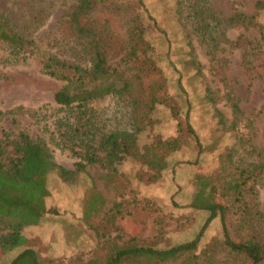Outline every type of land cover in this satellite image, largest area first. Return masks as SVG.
Here are the masks:
<instances>
[{
	"label": "rangeland",
	"instance_id": "rangeland-1",
	"mask_svg": "<svg viewBox=\"0 0 264 264\" xmlns=\"http://www.w3.org/2000/svg\"><path fill=\"white\" fill-rule=\"evenodd\" d=\"M254 1L99 0L85 21L102 34L107 65L131 86L78 110L75 104L54 103L53 94L65 82L41 73L37 53L10 57L0 43V112H8L0 118V138L2 132L9 140L24 133L69 171L79 161L70 135L77 127L96 144L116 131L132 133L140 149L112 166L102 163L98 151L97 162L84 163L69 180L56 173L47 177V213L21 231L40 264L103 263L116 237L137 236L154 249L192 240L208 214L189 208L196 174L213 178L228 237L264 242V176L247 182L238 199L221 193L224 182L255 160L252 147L264 151V11L255 16V25L228 21L235 13L253 15ZM77 2L0 0V12L29 34L36 52L88 67L89 45L67 24ZM193 10H201L208 24L202 35L195 30ZM238 38L245 50L235 44ZM245 53L250 71L243 66ZM227 95L239 114H232ZM153 98L161 102L152 104ZM172 138L178 149L166 155L165 169L157 174L145 162L161 156L159 142ZM212 239L223 240L218 218L203 232L197 251ZM23 249L5 252L0 264ZM202 261L247 264L221 244Z\"/></svg>",
	"mask_w": 264,
	"mask_h": 264
},
{
	"label": "trees",
	"instance_id": "trees-1",
	"mask_svg": "<svg viewBox=\"0 0 264 264\" xmlns=\"http://www.w3.org/2000/svg\"><path fill=\"white\" fill-rule=\"evenodd\" d=\"M98 1L78 0L67 14L70 30L86 40L89 45L91 58L88 67H80L60 60L54 55L36 52L38 49L33 40L28 38L29 34L17 29L9 15L0 12V43L8 49L10 57L37 53V63L41 73L65 82L53 94L54 103L60 107L68 108L75 104L78 110L90 101L126 92L131 86V82L123 74L107 65L104 38L85 21L86 16ZM253 9L254 13L251 16L235 13L228 21L241 25H255V16L264 11V0H255ZM192 15L195 19L196 32L204 34L208 24L201 10H193ZM260 34L264 38L261 29ZM132 37L134 38L135 35ZM238 40L239 38L235 44L245 50V45L239 44ZM131 52L134 54L133 50ZM250 64L251 61L245 53L243 56L245 70L250 71ZM226 99L232 114H239L240 110L236 101L229 95ZM157 102L161 101L154 98L151 100L152 104ZM6 114L8 112H0V118ZM218 116V123L222 125L223 119L219 114ZM188 130L191 131L190 128ZM81 134L78 127L72 129L70 134L74 138L73 154L79 161L75 163V170L69 171L57 165L46 147L30 139L28 135L18 133L14 139L9 140L8 135L2 132V138H0V225L5 232L0 234V257L12 249L24 247L8 264H40L36 252L28 245L29 240L22 235L21 231L28 226L36 225L47 213L45 199L49 195V190L46 183L51 173H56L59 179L67 181L75 171H82L85 164L97 162L98 151L102 152V163L104 162L107 166L140 153L132 133L116 131L102 137L97 144L91 136L83 137ZM159 143L161 150L165 152L161 156L154 154L149 161L145 162L157 174L165 169L166 155L178 149L176 138ZM251 151L255 160L245 168L239 169L235 177L224 182L221 189L224 196L232 194L235 199H238L247 182L253 183L264 176V151L255 147H252ZM194 183L196 189L189 208L208 214L192 240L163 249H154L143 245L137 236L128 237L126 240L116 237L103 263L90 259L84 264H202V259L210 257L219 244L226 247L233 255L241 257L247 264H264V242L253 236H247L241 240H231L228 237L224 217L225 207L214 200L217 189L216 186L214 187L213 178L209 175L196 174ZM118 206V204L113 206L114 211L118 212ZM216 218L221 225L222 242L212 239L201 251H197L203 232Z\"/></svg>",
	"mask_w": 264,
	"mask_h": 264
}]
</instances>
